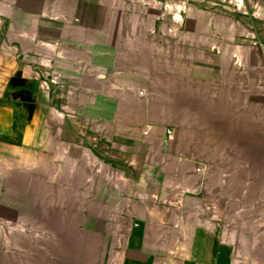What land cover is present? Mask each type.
<instances>
[{
	"label": "crops",
	"instance_id": "obj_1",
	"mask_svg": "<svg viewBox=\"0 0 264 264\" xmlns=\"http://www.w3.org/2000/svg\"><path fill=\"white\" fill-rule=\"evenodd\" d=\"M0 242V264H264V0H0Z\"/></svg>",
	"mask_w": 264,
	"mask_h": 264
},
{
	"label": "rangeland",
	"instance_id": "obj_2",
	"mask_svg": "<svg viewBox=\"0 0 264 264\" xmlns=\"http://www.w3.org/2000/svg\"><path fill=\"white\" fill-rule=\"evenodd\" d=\"M228 5L230 6H232V9L235 11L234 13H238V9L239 8H237L238 6H236V4H235V2L233 1V2H228ZM242 9V8H241ZM243 11H244V13H246L245 15H247L248 16V14L250 13V14H254V12H253V8H251V6H249V5H244L243 6ZM250 18V17H249ZM252 19H254V18H252ZM252 19H249V21L250 20H252ZM259 21V20H258ZM47 82V88L51 91V93H55L54 92V89H53V87L55 86V85H57V82H55V80H49V81H46ZM10 89L12 90V89H15V88H13V87H10ZM14 91V90H13ZM52 97H53V95H52ZM55 97V98H54ZM53 98H54V100L56 101V100H58L59 98L58 97H56V96H54ZM16 99V98H15ZM58 107H59V109L61 110V107L62 106H60V105H58ZM16 128V127H15ZM22 128H23V125H19V127H17V129H15V132H17V136H15V139L16 140H18L19 139V141L21 142V137H22V135H21V131H22ZM19 141H18V143H19ZM17 143V142H16ZM97 150V152H99L100 154H103V155H105V157H108L107 156V153L109 152V148L107 147V146H98V147H94L93 148V150ZM118 161V160H117ZM120 163H122L121 165L122 166H126L127 168H128V164H125V162H123V160H122V162H120ZM130 168V167H129ZM128 168V169H129ZM68 228L72 231V232H75V227H65V226H55V225H53L52 226V231H53V233L55 234V235H53L52 236V238H53V240H52V242H51V248H52V251L53 252H55V253H58L59 252V250L61 249V250H65L66 249V246H69L68 248H67V251L68 250H70V249H72V247H73V244H75V243H73V242H71V241H67L66 239H70V237L69 236H66V235H64V234H61V232L63 233H66L65 232V230L67 229L68 230ZM67 233H68V231H67ZM63 235V236H62ZM66 238V239H65ZM9 245H11L10 243H9ZM1 246H2V244H1V242H0V248H1ZM83 246H85V249L87 248H89V245H88V243L87 242H84L83 243ZM5 248V247H4ZM3 248V249H4ZM57 262H58V260H56Z\"/></svg>",
	"mask_w": 264,
	"mask_h": 264
},
{
	"label": "water",
	"instance_id": "obj_3",
	"mask_svg": "<svg viewBox=\"0 0 264 264\" xmlns=\"http://www.w3.org/2000/svg\"><path fill=\"white\" fill-rule=\"evenodd\" d=\"M26 85V80L22 77L21 74L11 79V86H13L14 88H21V91L18 93V97L24 102L31 104V113H33L35 103L31 91L23 89L26 88Z\"/></svg>",
	"mask_w": 264,
	"mask_h": 264
},
{
	"label": "flooded vegetation",
	"instance_id": "obj_4",
	"mask_svg": "<svg viewBox=\"0 0 264 264\" xmlns=\"http://www.w3.org/2000/svg\"><path fill=\"white\" fill-rule=\"evenodd\" d=\"M23 89L28 90L27 88H23Z\"/></svg>",
	"mask_w": 264,
	"mask_h": 264
}]
</instances>
